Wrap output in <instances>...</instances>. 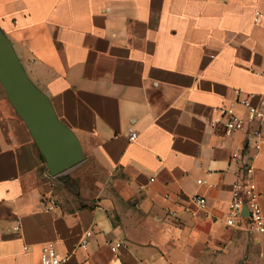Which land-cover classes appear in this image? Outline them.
Listing matches in <instances>:
<instances>
[{"label": "crops", "instance_id": "crops-1", "mask_svg": "<svg viewBox=\"0 0 264 264\" xmlns=\"http://www.w3.org/2000/svg\"><path fill=\"white\" fill-rule=\"evenodd\" d=\"M0 34L86 163L60 197L0 83V264H41L47 241L61 264H264V232L225 221L233 150L264 211V144L210 124L264 109V0H0Z\"/></svg>", "mask_w": 264, "mask_h": 264}, {"label": "water", "instance_id": "water-1", "mask_svg": "<svg viewBox=\"0 0 264 264\" xmlns=\"http://www.w3.org/2000/svg\"><path fill=\"white\" fill-rule=\"evenodd\" d=\"M0 83L46 157L50 174L63 171L81 160V147L74 133L58 121L47 98L27 79L1 34ZM243 210L244 214L248 213L246 207Z\"/></svg>", "mask_w": 264, "mask_h": 264}, {"label": "built area", "instance_id": "built-area-1", "mask_svg": "<svg viewBox=\"0 0 264 264\" xmlns=\"http://www.w3.org/2000/svg\"><path fill=\"white\" fill-rule=\"evenodd\" d=\"M257 14H259L257 12ZM257 18V17H256ZM264 75V70L261 72ZM246 108L245 116L239 115L233 111L231 107H220L221 116L210 122L211 125L216 122L222 125L224 133L231 134L235 131L244 130L248 124L255 123L251 127L250 135L254 137V145L260 148L264 144V109L258 105L250 103L246 98L240 100ZM137 137L136 131L132 126L127 127V138L134 140ZM231 158L243 164L245 169V177L236 180L231 184V197L228 207V214L226 223L228 225L239 223L246 218L249 228L256 231L264 232L263 215L264 211L261 205L257 202V192L255 190V183L251 179V170L253 165L245 160L243 153L233 150ZM209 173V172H208ZM198 183L204 182L203 178H197ZM208 185L212 183L208 182ZM190 201L197 207L204 208L207 204L206 197L201 194H195L190 198ZM246 207L248 213L244 214L243 208ZM17 228V225H14ZM91 234V230H86L84 236L80 240V245L85 247L87 239ZM122 240H115L111 244V249L116 252L121 245ZM65 257H61L55 248L52 241L45 242L41 247L40 261L41 264H61Z\"/></svg>", "mask_w": 264, "mask_h": 264}, {"label": "rangeland", "instance_id": "rangeland-1", "mask_svg": "<svg viewBox=\"0 0 264 264\" xmlns=\"http://www.w3.org/2000/svg\"><path fill=\"white\" fill-rule=\"evenodd\" d=\"M2 85V84H1ZM44 161H46V157L44 156ZM86 163L84 162L83 158L79 160L77 163L73 164L72 166L66 168L63 171H60L56 174H51L50 178L53 183V189L57 190V194L66 199L69 200L71 198H79V176L82 174V172L85 170ZM46 167V171L50 172V168L48 164H44L41 166V169H44ZM45 170V169H44ZM51 173V172H50ZM79 203L82 204H88L87 201L79 199Z\"/></svg>", "mask_w": 264, "mask_h": 264}, {"label": "bare ground", "instance_id": "bare-ground-1", "mask_svg": "<svg viewBox=\"0 0 264 264\" xmlns=\"http://www.w3.org/2000/svg\"><path fill=\"white\" fill-rule=\"evenodd\" d=\"M47 198V197H46Z\"/></svg>", "mask_w": 264, "mask_h": 264}, {"label": "trees", "instance_id": "trees-1", "mask_svg": "<svg viewBox=\"0 0 264 264\" xmlns=\"http://www.w3.org/2000/svg\"><path fill=\"white\" fill-rule=\"evenodd\" d=\"M42 158V157H41Z\"/></svg>", "mask_w": 264, "mask_h": 264}]
</instances>
